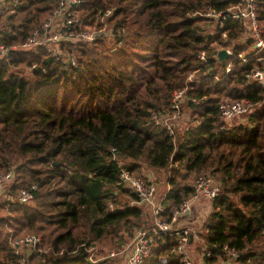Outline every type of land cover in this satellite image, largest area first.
Returning a JSON list of instances; mask_svg holds the SVG:
<instances>
[{
    "label": "trees",
    "instance_id": "1",
    "mask_svg": "<svg viewBox=\"0 0 264 264\" xmlns=\"http://www.w3.org/2000/svg\"><path fill=\"white\" fill-rule=\"evenodd\" d=\"M16 1L0 16L6 44L23 41L57 5ZM80 3L82 25L100 27V14L111 10L106 24L122 36L64 44L76 65L41 47L0 57V172H13L12 197L36 186L30 204L0 201V264H20L9 241L27 232L39 235L45 249L29 255L28 264H115L94 262L88 251L111 239L123 245L151 224L120 180L124 171L143 168L169 172L166 216L192 194L198 173L215 174L220 191L200 233L210 251L204 264H225L224 245L237 251V263L264 264V85L246 77L264 69V49L231 43L244 25L225 10L240 0ZM255 4L264 39V0ZM208 9L221 16H204ZM220 48L232 55L218 64ZM185 88L196 120L171 136L153 114L167 113L174 93ZM228 100L251 102L245 122L225 126L219 105ZM172 241L163 239L152 259Z\"/></svg>",
    "mask_w": 264,
    "mask_h": 264
},
{
    "label": "built area",
    "instance_id": "2",
    "mask_svg": "<svg viewBox=\"0 0 264 264\" xmlns=\"http://www.w3.org/2000/svg\"><path fill=\"white\" fill-rule=\"evenodd\" d=\"M17 1L0 0V16L4 9L16 5ZM256 0H240V3L228 7L225 12L233 19L240 20L244 25V32L239 37L246 39L247 43L252 45V50L259 52L264 49V39L262 37L261 27L256 15ZM80 0H57V5L51 15L39 26L35 27L32 32L21 42L6 44L1 40L0 34V57H6L11 52L17 50H29L41 47L49 52L50 56L68 62L70 65H76V59L69 53H66L62 46L68 42H82L92 44L97 39H105L106 41L114 40L115 37L122 36V29L113 30L106 24V17L111 15V10H106L98 20L100 27L84 26L80 23L77 10L80 7ZM204 16L218 19L221 12H215L208 9ZM220 27L223 24L220 23ZM222 36L225 38L226 33ZM112 37V38H110ZM118 46L121 42L118 41ZM229 57L232 50L225 48ZM243 61H246L243 55L239 54ZM205 53L199 54V59L205 61ZM259 60L264 61V57ZM32 67H35L33 65ZM231 62L226 64V72H229ZM246 77L250 80H256L264 85V69L256 68ZM192 79V75L188 76ZM186 88L176 91L171 100L169 111L167 113L156 112L153 119L156 123L161 124L167 129L171 136L176 135V122L181 116L182 104L186 99ZM190 102H195L194 98H188ZM252 104L248 100L225 101L219 105L221 120L225 122L232 121L236 118L247 115ZM188 129L186 126L183 130ZM182 130V131H183ZM13 172L11 170L0 172V194L4 193V187L12 182ZM120 180L123 187L129 188L138 197L137 201L130 202L131 205L144 206L150 210L152 215L151 224L145 228H140L134 233L132 240L127 245L129 248L126 256L125 264H170L173 260H177L179 264H200L197 263L189 255V245L195 241L199 231V219L195 216L194 210H197L201 203L212 205L220 191V182L214 175L209 172H202L197 175L193 184L192 194L184 199L169 216L163 214L165 206L163 200L165 195L156 198V183L143 175H133L129 172H123ZM21 190L14 197L13 201L17 204H25L32 200V190ZM9 198H13L7 193ZM185 221V222H184ZM187 221V222H186ZM165 238H174L165 251L160 250L158 256L152 259L156 250L161 247L162 240ZM201 239V238H200ZM202 240V239H201ZM40 237L36 234H25L19 238H10V244L14 248L15 253L21 255L20 250L41 251ZM203 241V240H202ZM204 243V242H203ZM225 258L231 263L236 262L237 251L228 248L227 245L222 247ZM210 251L207 250L205 244L202 250V257H209ZM21 264L27 262L26 258L21 255ZM230 262L228 264H230ZM226 264V262H224Z\"/></svg>",
    "mask_w": 264,
    "mask_h": 264
},
{
    "label": "rangeland",
    "instance_id": "3",
    "mask_svg": "<svg viewBox=\"0 0 264 264\" xmlns=\"http://www.w3.org/2000/svg\"><path fill=\"white\" fill-rule=\"evenodd\" d=\"M213 25L214 24L209 25L208 28H211ZM262 25H264V23H261V26ZM110 38H112V37H110ZM231 43L240 44V45L244 44L245 45L246 39L244 37L242 39L237 38V39H234ZM249 50H252L251 44H248L247 51H249ZM73 57L76 59L75 54L73 55ZM262 62H264V61H262ZM192 109H193V107L191 106V104H189L187 101L183 102L182 109H181V116L175 125L176 132L181 133L182 130L186 126H189L190 124L195 123L194 121L196 119H192V117L190 115L192 112ZM245 120H246V115L239 117V118H236L232 121L225 122L224 124L226 127H230V126H233L237 123L245 122ZM204 172H209V171H204ZM134 174L143 175V176L145 175L148 178L152 179L156 183V185H157L156 198L162 197L163 195H165V197H166L167 192L170 188L169 185L167 184V177L169 175V172L167 170H155L154 171V170L143 168L141 171L134 173ZM198 174H200V173H198ZM214 177L219 182V180L216 178L215 174H214ZM192 178H193V176H192ZM9 191H10V188H9L8 184H6L4 187V193L0 194V201L3 202L6 200H13L14 199V197L9 198V196L7 194V192H9ZM120 198H121L122 202L128 201L124 197H120ZM30 203H32V202H29L28 204H30ZM127 203H129V201ZM141 207H142L143 211H145L147 213V215H149V217L151 218V216H152L151 212L146 207H144V206H141ZM211 210H212L211 206H209L207 203H201V205L198 207V209L194 210V212H195L194 215L198 216V218H200L199 223H198L199 231H198V236H196V238H195V241L189 245V252H190L189 255L191 256L192 259H194L197 263H200V264H204L203 257H202V250L204 247V243L200 239V236H201L200 233L204 232V223H205V220L207 219V217L209 216V214L211 213ZM5 212H6L5 210L2 211V214H5ZM25 234H35V233L27 232ZM21 236H23V235H21ZM17 238H19V237H17ZM131 240H132V238L130 240L126 239L125 240L126 242L123 245L118 244L117 241H115L113 239L108 240V241L107 240L103 241L102 243H100V244L94 246L93 248L89 249V251H88L89 256H90L91 260L94 262L109 259V260L114 261L115 264H125L126 256L128 254V251H129V248H127V245L130 243ZM27 249L28 248H23L22 250H20L21 255L24 256L26 259L29 255H31L34 252H41L42 250H45L42 247H41V251H33V250H27ZM223 260H224V262H226V264H228L230 262V260H228L225 257H223ZM24 264H28V263L25 262ZM230 264H240V263H237V262L231 263L230 262Z\"/></svg>",
    "mask_w": 264,
    "mask_h": 264
},
{
    "label": "water",
    "instance_id": "4",
    "mask_svg": "<svg viewBox=\"0 0 264 264\" xmlns=\"http://www.w3.org/2000/svg\"><path fill=\"white\" fill-rule=\"evenodd\" d=\"M228 58H229V53H228V51L225 48H220V49L217 50L216 60H217L218 64L223 63Z\"/></svg>",
    "mask_w": 264,
    "mask_h": 264
}]
</instances>
